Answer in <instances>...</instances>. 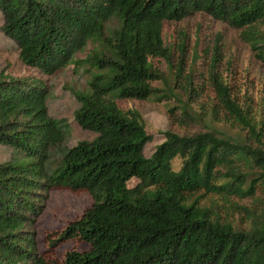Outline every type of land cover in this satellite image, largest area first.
<instances>
[{
    "label": "trees",
    "instance_id": "16d2710c",
    "mask_svg": "<svg viewBox=\"0 0 264 264\" xmlns=\"http://www.w3.org/2000/svg\"><path fill=\"white\" fill-rule=\"evenodd\" d=\"M200 12L239 29L264 64V0H0L1 29L25 65L47 75L71 64L74 76L79 65H89L83 74L98 71L86 90H74L75 120L97 136L58 149L70 125L50 116L47 83L0 69V143L23 155L0 163V264H264V118L221 72V33L202 47L207 67L197 81L187 38L166 43L167 22ZM155 60L171 65L174 90L155 85L164 80ZM175 90L187 101L167 109L171 128L147 157L154 135L138 108L120 102L168 101ZM193 103L243 137L179 131L200 121ZM53 189L87 191L93 201L47 235L52 246L73 240L89 248L48 259L35 223ZM207 196L242 209L247 223L224 220Z\"/></svg>",
    "mask_w": 264,
    "mask_h": 264
},
{
    "label": "rangeland",
    "instance_id": "374dc122",
    "mask_svg": "<svg viewBox=\"0 0 264 264\" xmlns=\"http://www.w3.org/2000/svg\"><path fill=\"white\" fill-rule=\"evenodd\" d=\"M2 18L0 15V69L5 68L12 76H31L34 79L44 80L49 86L48 107L50 116L57 119H66L70 125L69 136L60 145L58 149L71 147L79 141L93 140L97 134L91 130L82 128L75 120V111L79 108L80 102L74 94V90H86V82L90 79L91 73L98 72L92 69L90 73H82L87 70L89 65H79L76 69L79 73L74 76V64L59 71L54 75H47L40 70L25 65L19 57V46L11 38L7 37L2 29ZM263 30H264V24ZM223 35L224 58L221 65V72L224 77L234 86V92L239 95L243 102H250L257 111V117L261 115L264 118V64L256 59L250 47L240 36V30L235 29L227 23L217 20L207 13L200 12L179 21H170L166 23L165 39L166 43L179 44L182 37L185 36L189 45L190 67L196 68V81L201 73H205L207 67V57L201 50L205 44L213 41L216 36ZM172 47V46H171ZM93 48L90 43L86 49L77 53L76 57L83 59ZM197 52L193 54V51ZM176 59L178 53L175 54ZM193 61V63L191 62ZM155 65L164 74V80L157 81L155 85L161 89H173V75L171 65L164 60H155ZM192 65V66H191ZM103 70L102 72H106ZM174 90V89H173ZM203 99H209L205 97ZM205 100V101H206ZM187 98L178 90L174 91V98L168 101L158 102L151 98L148 100H126L121 101L120 105L124 107L138 108L146 121L148 132L154 135V138L145 148V156L150 157L155 147L164 140L163 132L170 129L167 109L170 107H183ZM201 104L193 103L188 105L189 110L199 118L194 126L181 125L177 129L181 132L195 131H214L221 136H231L241 138L242 131L228 122H218L211 115L204 116L201 110ZM58 149H53L51 166L59 165V157L55 155ZM23 159V155L11 146L0 143V163ZM180 161L174 164L178 168ZM133 183V180L130 184ZM211 205L218 206L224 220L232 221L236 226L245 225L247 214L234 204L227 203L222 198L214 199L212 196L202 198V200ZM93 198L87 191L73 192L68 189H53L49 192L43 212L36 217V233L39 250L46 258L57 259L65 251L77 247L79 250L89 248L87 243L75 244L73 240L62 241L52 246L47 239L49 233L58 232L69 221L81 216L84 210L91 205ZM245 201L234 200V203Z\"/></svg>",
    "mask_w": 264,
    "mask_h": 264
}]
</instances>
